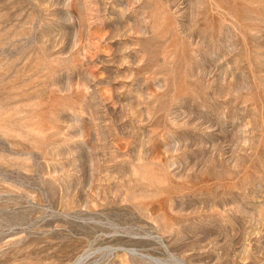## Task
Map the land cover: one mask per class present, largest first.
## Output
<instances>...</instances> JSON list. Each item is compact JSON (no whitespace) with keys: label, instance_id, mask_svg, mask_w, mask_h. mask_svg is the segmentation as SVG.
<instances>
[{"label":"rangeland","instance_id":"rangeland-1","mask_svg":"<svg viewBox=\"0 0 264 264\" xmlns=\"http://www.w3.org/2000/svg\"><path fill=\"white\" fill-rule=\"evenodd\" d=\"M0 264H264V0H0Z\"/></svg>","mask_w":264,"mask_h":264}]
</instances>
